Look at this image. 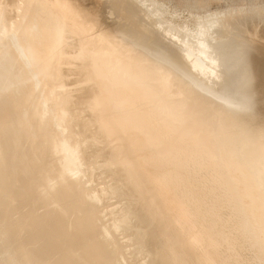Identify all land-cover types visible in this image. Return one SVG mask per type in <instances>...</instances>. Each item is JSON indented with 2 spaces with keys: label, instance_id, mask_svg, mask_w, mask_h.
<instances>
[{
  "label": "bare ground",
  "instance_id": "bare-ground-1",
  "mask_svg": "<svg viewBox=\"0 0 264 264\" xmlns=\"http://www.w3.org/2000/svg\"><path fill=\"white\" fill-rule=\"evenodd\" d=\"M122 1L0 0V264H264V0Z\"/></svg>",
  "mask_w": 264,
  "mask_h": 264
},
{
  "label": "rangeland",
  "instance_id": "rangeland-1",
  "mask_svg": "<svg viewBox=\"0 0 264 264\" xmlns=\"http://www.w3.org/2000/svg\"><path fill=\"white\" fill-rule=\"evenodd\" d=\"M76 3L80 7L82 6L83 10L86 9V12L84 11L85 13H89L91 17H96L104 27L117 28L120 26V21L125 23L129 15L125 9V2L122 0H76ZM215 6V4H212L211 9H214ZM131 22L128 21L127 25H130ZM178 52L182 55L179 50Z\"/></svg>",
  "mask_w": 264,
  "mask_h": 264
}]
</instances>
